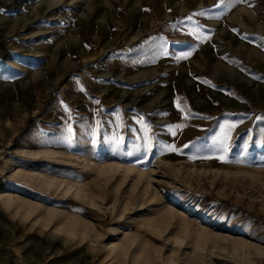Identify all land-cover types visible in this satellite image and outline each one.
<instances>
[{"label": "rangeland", "instance_id": "obj_1", "mask_svg": "<svg viewBox=\"0 0 264 264\" xmlns=\"http://www.w3.org/2000/svg\"><path fill=\"white\" fill-rule=\"evenodd\" d=\"M0 264H264V0H0Z\"/></svg>", "mask_w": 264, "mask_h": 264}, {"label": "snow or ice", "instance_id": "obj_2", "mask_svg": "<svg viewBox=\"0 0 264 264\" xmlns=\"http://www.w3.org/2000/svg\"><path fill=\"white\" fill-rule=\"evenodd\" d=\"M69 131H71V129H69Z\"/></svg>", "mask_w": 264, "mask_h": 264}]
</instances>
